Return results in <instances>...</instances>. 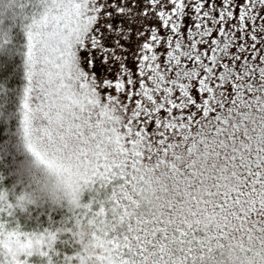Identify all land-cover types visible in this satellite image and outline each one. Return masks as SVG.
Masks as SVG:
<instances>
[{
  "label": "snow or ice",
  "instance_id": "snow-or-ice-1",
  "mask_svg": "<svg viewBox=\"0 0 264 264\" xmlns=\"http://www.w3.org/2000/svg\"><path fill=\"white\" fill-rule=\"evenodd\" d=\"M0 264H264V0H0Z\"/></svg>",
  "mask_w": 264,
  "mask_h": 264
}]
</instances>
